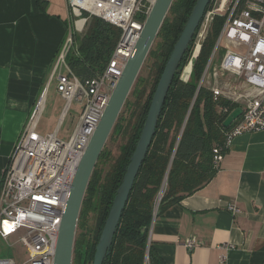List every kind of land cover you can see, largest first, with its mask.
Instances as JSON below:
<instances>
[{"label":"trees","instance_id":"obj_1","mask_svg":"<svg viewBox=\"0 0 264 264\" xmlns=\"http://www.w3.org/2000/svg\"><path fill=\"white\" fill-rule=\"evenodd\" d=\"M197 1L174 0L145 61L148 75L137 78L118 117L109 140L119 142V154L114 156L105 147L95 167L79 216L73 264L94 262L96 247L139 143L156 88ZM145 18L138 17L141 21ZM221 26L222 18L217 17L193 61L189 81L182 79V73L193 43L180 64L103 264H165L149 241L155 217L205 187L220 169L215 150L223 155L228 152L229 137L241 120L225 128L224 121L237 105L224 97L215 99L202 84ZM121 34L118 27L90 18L83 37L75 35V47L67 57L70 69L81 80L104 73Z\"/></svg>","mask_w":264,"mask_h":264},{"label":"built area","instance_id":"obj_2","mask_svg":"<svg viewBox=\"0 0 264 264\" xmlns=\"http://www.w3.org/2000/svg\"><path fill=\"white\" fill-rule=\"evenodd\" d=\"M155 0H67L75 18L53 68L57 90L67 102L64 115L77 102L81 121L69 140L59 129L47 136L36 131L37 120L22 133L0 184V239L12 247L20 243L26 257H0V264H54L66 202L78 166L94 136L113 91L143 31ZM137 15L146 18L141 21ZM222 18L213 53L202 84L215 99L232 101L243 113L229 137L264 129V0H212L192 41L190 64L198 57L202 41L214 20ZM90 18H99L121 29L122 34L107 69L101 75L79 79L67 65L75 35L83 33ZM193 69V65H192ZM191 75H182L189 81ZM241 81L244 92L222 78ZM239 118V119H240ZM224 155L215 150V161ZM234 213L239 210L229 205ZM192 250L196 243L185 242ZM2 253H0L1 255Z\"/></svg>","mask_w":264,"mask_h":264},{"label":"crops","instance_id":"obj_3","mask_svg":"<svg viewBox=\"0 0 264 264\" xmlns=\"http://www.w3.org/2000/svg\"><path fill=\"white\" fill-rule=\"evenodd\" d=\"M67 22V0H0V184L34 118L38 132ZM228 147L210 183L155 217L149 241L165 264H264V129Z\"/></svg>","mask_w":264,"mask_h":264},{"label":"water","instance_id":"obj_4","mask_svg":"<svg viewBox=\"0 0 264 264\" xmlns=\"http://www.w3.org/2000/svg\"><path fill=\"white\" fill-rule=\"evenodd\" d=\"M211 1H197L188 23L165 66L156 88L139 143L132 156L127 173L118 190L110 215L96 247L93 264H103L108 255L133 185L155 136L158 120L174 77L199 29ZM173 2L174 0H155L133 54L125 66L102 120L78 166L64 210L54 264H73L79 216L91 177ZM242 113L241 108L235 109L224 121V127L230 128L241 117Z\"/></svg>","mask_w":264,"mask_h":264},{"label":"rangeland","instance_id":"obj_5","mask_svg":"<svg viewBox=\"0 0 264 264\" xmlns=\"http://www.w3.org/2000/svg\"><path fill=\"white\" fill-rule=\"evenodd\" d=\"M138 17H140V15H137V18ZM74 21H75V18L70 14V22H69L70 27L69 28H73ZM85 31H86V28L83 33H77V32L75 33L77 34V37H83ZM62 46H63V43L56 53L54 63H53V68L55 65L56 58L58 54L60 53ZM187 65L185 66V68L187 67ZM185 68L183 70L182 75H184ZM147 75H148V71H147L146 64H145L142 67L139 76L145 78L147 77ZM218 84L221 87H225V85L228 84V85H231L233 89H237L238 92H244V88H243L244 86L241 83V81H236L231 77L230 78L225 77V78L220 79ZM57 86H58L57 80L56 78H54V80L51 81L50 86L48 87L47 92H46L47 93L46 103H45L43 112L41 113L39 117L38 132L41 133L42 135H47L48 133H55L59 129L60 138L67 141L73 135V133L75 132V129L77 128V126L79 125L81 121L82 107L79 103L74 102L72 103L71 108L64 115V111L67 108V102L64 99H62L60 93L57 90ZM205 86L208 89H210L209 85H205ZM118 144L119 142L117 140L116 141L108 140L105 147H107L113 153L114 156H117L119 154ZM0 253H2L0 255V257L2 258L17 257L18 259H20V258H25L27 255L25 248L20 243H14L12 247H9L1 239H0Z\"/></svg>","mask_w":264,"mask_h":264},{"label":"bare ground","instance_id":"obj_6","mask_svg":"<svg viewBox=\"0 0 264 264\" xmlns=\"http://www.w3.org/2000/svg\"><path fill=\"white\" fill-rule=\"evenodd\" d=\"M192 65H193L192 63L191 64L189 63L187 67L185 68V72H184L185 76H187L190 73L192 69Z\"/></svg>","mask_w":264,"mask_h":264}]
</instances>
